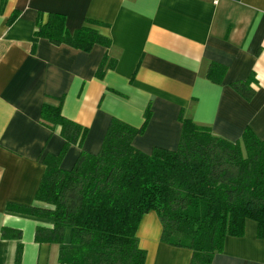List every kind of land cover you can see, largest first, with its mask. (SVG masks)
<instances>
[{"label": "crops", "instance_id": "obj_1", "mask_svg": "<svg viewBox=\"0 0 264 264\" xmlns=\"http://www.w3.org/2000/svg\"><path fill=\"white\" fill-rule=\"evenodd\" d=\"M62 14L69 32L99 20L111 40L84 51L55 45L35 35L50 14ZM14 15V17H13ZM107 53L116 59L102 78L96 70ZM210 62L226 67L221 83L206 76ZM253 73L249 101L230 87ZM62 100V113L87 127L81 147L71 145L61 161L69 170L82 150L97 153L113 117L140 127L132 144L145 153L178 146L179 115L213 133L240 138L250 127L264 139V0H0V264H13L18 241L3 238L4 227L21 231L20 264H60V246L38 243L46 218L6 209L8 202L33 204L44 172L43 156L57 154L64 139L40 123L47 101ZM162 225L153 210L141 218L137 237L144 264H189L192 251L160 240ZM245 221L242 236H227L208 264H264V239Z\"/></svg>", "mask_w": 264, "mask_h": 264}, {"label": "trees", "instance_id": "obj_2", "mask_svg": "<svg viewBox=\"0 0 264 264\" xmlns=\"http://www.w3.org/2000/svg\"><path fill=\"white\" fill-rule=\"evenodd\" d=\"M99 25L106 26L89 19L69 32L64 16L52 13L37 25L35 35L84 51L95 44L107 49L111 40L99 32ZM115 63L105 53L96 75L102 78ZM225 71L223 64L210 62L206 76L221 83ZM256 86L253 73L230 83L247 101ZM149 116L148 108L140 127L113 117L99 151L82 150L64 170L63 157L71 145L82 146L87 127L63 115L60 98L57 104H42L40 123L58 131L64 144L57 154L43 156L35 202H8L6 209L52 221L36 227L38 243L62 244L65 230L72 229L71 244L59 248L60 264H144L146 250L139 245L137 228L151 210L161 221L160 240L192 251L189 264L210 263L227 236L244 234L247 219L256 222L257 237L264 239V139L247 126L240 138L229 140L181 112L177 148L154 147L145 153L132 141ZM1 235L18 241L13 264H20L21 231L4 227Z\"/></svg>", "mask_w": 264, "mask_h": 264}]
</instances>
